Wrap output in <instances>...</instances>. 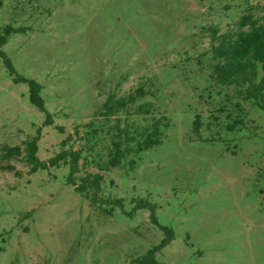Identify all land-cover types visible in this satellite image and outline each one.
Returning a JSON list of instances; mask_svg holds the SVG:
<instances>
[{
	"label": "rangeland",
	"instance_id": "1",
	"mask_svg": "<svg viewBox=\"0 0 264 264\" xmlns=\"http://www.w3.org/2000/svg\"><path fill=\"white\" fill-rule=\"evenodd\" d=\"M259 4L2 0L0 29L17 31L1 48L13 72L0 57V264H134L167 237L163 227L173 232L156 255L163 264H264V113L240 100L237 111L234 89L209 80L206 55L210 29L227 31ZM18 78L39 84L43 111ZM140 84L152 96L138 103L170 126L133 169L126 160L105 173L100 197L122 207H91L66 182L67 166L30 172L25 142L36 139L44 162L74 125L83 136L90 121L94 162L106 161L114 122L100 116L101 105ZM227 114L243 126L226 133ZM14 146L22 155L6 158L3 147Z\"/></svg>",
	"mask_w": 264,
	"mask_h": 264
},
{
	"label": "trees",
	"instance_id": "2",
	"mask_svg": "<svg viewBox=\"0 0 264 264\" xmlns=\"http://www.w3.org/2000/svg\"><path fill=\"white\" fill-rule=\"evenodd\" d=\"M260 1L261 4L256 8L248 9L246 14L239 16L234 26L227 31L219 32L217 29H210V46L206 52L209 57L208 78L216 86L234 89V95L238 99L235 104L237 111H242L240 100L243 103H250L264 113V0ZM1 7L2 0H0ZM255 10H257L256 13ZM16 31L11 26L0 29V57L4 59L5 66L10 72H13L11 63L1 48L4 47L10 35ZM18 80L28 84L31 104L43 111L39 84L35 81L19 78ZM147 95L152 96V93L145 88L144 84L133 88L125 95H117L116 92L108 93L100 112L104 120L114 122L108 128L111 143L106 149V161L94 162L95 157H100V154L95 151V144H89V142L94 140L98 131L94 127L95 123L90 121L85 124L87 130L83 136H80L81 126L74 125L73 132L60 142L59 152L44 162H39L36 158V139L25 142L24 161L29 165L30 172L47 167L67 166L66 182L72 185L83 199L88 200L91 207L108 204L109 213L114 207H122V199L110 200L100 197L105 173L119 167L126 160L129 169H133L143 152L162 143L164 132L170 126L167 117L154 114L149 103H138ZM138 118H141L143 123H140ZM213 118L217 124L218 117ZM226 118L230 121L223 127L226 133H231L244 124L239 116L232 119L231 115L227 114ZM51 122L52 118L48 115L44 124L49 125ZM211 125L212 123L209 122L205 128L209 129ZM202 127L201 116L195 115L191 126L192 131L198 134ZM57 129L63 133L62 128ZM215 134L217 135L218 131ZM3 151L6 158L22 155L21 148L17 146L3 147ZM92 165H95L93 170H91ZM142 206L144 203L139 202L137 207ZM162 229L167 237L162 239L157 246L136 258L134 264H163L156 260V255L171 242L173 232L164 227Z\"/></svg>",
	"mask_w": 264,
	"mask_h": 264
}]
</instances>
